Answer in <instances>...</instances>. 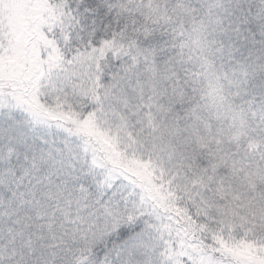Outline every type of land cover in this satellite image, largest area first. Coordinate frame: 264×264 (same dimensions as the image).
I'll use <instances>...</instances> for the list:
<instances>
[{"label":"snow or ice","instance_id":"snow-or-ice-1","mask_svg":"<svg viewBox=\"0 0 264 264\" xmlns=\"http://www.w3.org/2000/svg\"><path fill=\"white\" fill-rule=\"evenodd\" d=\"M0 264H264V0H0Z\"/></svg>","mask_w":264,"mask_h":264}]
</instances>
